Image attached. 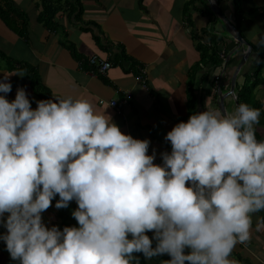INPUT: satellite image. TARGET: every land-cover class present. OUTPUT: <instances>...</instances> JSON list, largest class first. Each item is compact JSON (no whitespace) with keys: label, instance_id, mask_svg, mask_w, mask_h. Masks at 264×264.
<instances>
[{"label":"clouds","instance_id":"clouds-1","mask_svg":"<svg viewBox=\"0 0 264 264\" xmlns=\"http://www.w3.org/2000/svg\"><path fill=\"white\" fill-rule=\"evenodd\" d=\"M208 29L209 48L225 42ZM3 73L0 241L13 261L139 264L142 253L169 255L163 264H237L229 257L250 239L252 214L264 210L260 108L239 103L234 114L193 113L167 132L171 151L155 163L150 139L123 133L87 100L54 97L33 108L19 87L10 101L11 75ZM57 195V209L77 203L78 226L45 223Z\"/></svg>","mask_w":264,"mask_h":264},{"label":"crops","instance_id":"crops-1","mask_svg":"<svg viewBox=\"0 0 264 264\" xmlns=\"http://www.w3.org/2000/svg\"><path fill=\"white\" fill-rule=\"evenodd\" d=\"M4 1L3 6L8 5V0ZM214 1L235 25L233 0ZM10 2L14 4L11 16L14 26L9 27L0 15V78L3 72L11 75L13 90L7 94L10 101L15 99L17 88L25 87L32 107L36 108L40 100L37 83L51 92L50 99L87 100L97 114L112 119L123 133L150 139L148 154L156 153L155 163H162L160 153L171 151L165 136L177 123L186 122L193 113L207 108L224 115L219 91L230 93L231 80L246 48L239 49L227 29L224 30L229 36L222 35L221 29H213L217 38L225 39L233 56L227 59L229 66L225 70L217 67L210 71L203 65L197 69L201 63L197 47L203 43L211 21H215V16L211 18L206 13L207 0L195 4L193 0ZM243 9V21L248 25L245 33L250 36L241 33L252 45L253 52L236 86L252 75L259 62V53L254 49L264 51V0H246ZM71 47L84 61L99 56L111 61L113 68L106 77L87 73L81 68V60L73 56ZM121 54L128 58V63L119 60ZM141 69L146 71L148 90L136 80ZM221 71L225 73L223 84L217 90L215 77ZM126 98L129 102L123 103L121 114L99 104L100 101L123 102ZM236 108L235 98L227 97L226 113L234 114ZM258 131L264 136V125L258 126ZM71 202L76 209L77 203ZM55 203L53 200L52 206L43 213L45 223L49 227L58 225L61 230L65 226H78L72 211L57 209ZM5 231L0 227V234ZM250 232V239L238 243L229 258L237 264H264V224L256 212L252 214ZM147 234L153 236L152 231ZM145 261L163 264L166 260L154 257ZM0 264H18L11 259L3 241H0Z\"/></svg>","mask_w":264,"mask_h":264},{"label":"trees","instance_id":"trees-1","mask_svg":"<svg viewBox=\"0 0 264 264\" xmlns=\"http://www.w3.org/2000/svg\"><path fill=\"white\" fill-rule=\"evenodd\" d=\"M199 1L200 0H193L192 4H195ZM220 1L222 0H218L219 3ZM245 1L246 0H233V7H234L235 15H236V22H238L237 29L240 32H241V29L239 27L242 25V22L244 20V14H245L244 9H243ZM4 2H5L4 0L3 1L0 0V15L4 19L5 23H7V25L12 28V26H14L13 22H15L14 20H11V16L13 14L12 7L14 6V4L10 2V0H8V3H7L8 5L3 6ZM205 10H206V13L209 15V17L212 18L213 16H215L213 11L210 9L208 5H206ZM190 22L191 21H189V23ZM214 23L215 21H211V23L209 24L211 30H212V26L214 25ZM197 49L201 54V63L198 65L197 69H199V67L203 65L204 67H209L210 71H214L217 67H219L222 64V60L220 59V56H219L220 48L218 46V43H215V46L213 48H209L208 46L199 45ZM254 50L258 51L259 53V62L257 65H255V70L253 71L252 75L247 76V78L245 79V82H243L242 85L236 86L237 87L236 94H237L239 103H248L251 107L261 109L260 122L256 124L255 129H256L257 139L264 140V136L260 134V132L258 131V126L264 125V103L257 99V94H256V90L259 88V86L264 85V51L261 50L260 52L258 48H255ZM71 51L75 58H77L78 60L84 61L80 57V55L76 52L75 48L71 47ZM119 60L122 62L125 61V63H128L127 61H129L128 58L124 54H121V56L119 57ZM84 63H86L85 66L88 67L87 60ZM36 90H37L40 100L51 98V92L47 88L40 86L38 83L36 84ZM58 199H59V196L57 195L55 201ZM65 210H66L65 212L67 211L70 212V211L75 210L73 203L70 202L69 207L65 208ZM256 213L259 214V216H261L262 222L264 224V210H260ZM153 247H155V241L153 243ZM136 256L139 258V262L141 264H146L145 257L143 256L142 253H136ZM155 258L157 260L171 259V257L167 254L160 255ZM186 264H188V262H186Z\"/></svg>","mask_w":264,"mask_h":264},{"label":"built area","instance_id":"built-area-1","mask_svg":"<svg viewBox=\"0 0 264 264\" xmlns=\"http://www.w3.org/2000/svg\"><path fill=\"white\" fill-rule=\"evenodd\" d=\"M218 46L220 48V52H219V56L220 59L224 62L222 64V66L220 67L221 70H225V66L227 63V59L229 58V50L228 47L226 45V43L224 41H218ZM203 45L208 46V47H212L213 44L211 42H209L208 40L204 39ZM85 61H81V68L83 70H85L87 73H90L92 75H101L106 77L109 70H111L113 68V63L107 59H103L99 56H91L88 60H87V66L86 67V63H84ZM140 74L138 76H136V80L139 84H141L145 89L148 90V84H147V78H146V71L144 69L140 70ZM222 78H223V73L221 71V73H219L216 78H215V83L214 86L216 87L217 90L220 89V86L222 84ZM130 98V97H128ZM128 98H126L123 102L120 100H113V101H109V102H105V101H100V105L102 107L104 106H108L111 107L113 109H116L118 111L119 114H121V109L123 106V103H127ZM235 98V96H234ZM236 99V98H235Z\"/></svg>","mask_w":264,"mask_h":264},{"label":"water","instance_id":"water-1","mask_svg":"<svg viewBox=\"0 0 264 264\" xmlns=\"http://www.w3.org/2000/svg\"><path fill=\"white\" fill-rule=\"evenodd\" d=\"M208 4L210 6V9L213 11V13L219 18L221 19V21L227 23V26L229 27L232 37L239 43V49H242L244 47H246V51L243 53V57L241 59V62L239 64V66L236 68V71L234 73V76L231 80V90L230 93L228 94H223L222 91H219V104L221 107V112L225 115L226 113V100L227 97H230V95H234L235 94V90H236V84L238 82V78L241 74V70L243 67H245L247 61L250 59L252 52H253V47L252 45L244 39L242 33L235 27V25L233 23L230 22V20H228V18L224 15L223 11L221 10L220 6L217 4V2H215L214 0H208ZM233 56L230 55L229 60L231 59V57ZM228 64V63H227ZM229 65V64H228ZM236 97V95H235ZM235 102L237 103V105L239 104L237 97L235 99Z\"/></svg>","mask_w":264,"mask_h":264},{"label":"rangeland","instance_id":"rangeland-1","mask_svg":"<svg viewBox=\"0 0 264 264\" xmlns=\"http://www.w3.org/2000/svg\"><path fill=\"white\" fill-rule=\"evenodd\" d=\"M215 21L219 22L217 24H214L213 25V29L215 31H219L220 29V33L223 35H228L227 32H225L224 29H227L230 33V35L232 36L231 34V31L229 29V27L227 26V23H225L224 21L222 22L221 19H219L216 15H215ZM235 22V27H238V22L234 21ZM245 26H248L247 23L245 21H243L242 25L239 27L241 29V32L245 33ZM256 29L259 31V29L256 27ZM246 36H250L249 33H245ZM229 36V35H228ZM259 49V48H258ZM261 52V50H259ZM256 94H257V99L262 101L264 103V86H259V88L256 90Z\"/></svg>","mask_w":264,"mask_h":264}]
</instances>
